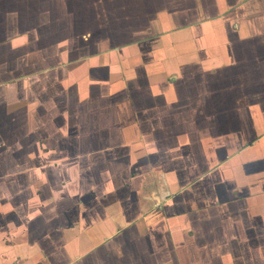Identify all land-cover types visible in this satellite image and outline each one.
<instances>
[{"label":"crops","instance_id":"crops-1","mask_svg":"<svg viewBox=\"0 0 264 264\" xmlns=\"http://www.w3.org/2000/svg\"><path fill=\"white\" fill-rule=\"evenodd\" d=\"M0 264H264V0H0Z\"/></svg>","mask_w":264,"mask_h":264},{"label":"rangeland","instance_id":"rangeland-1","mask_svg":"<svg viewBox=\"0 0 264 264\" xmlns=\"http://www.w3.org/2000/svg\"><path fill=\"white\" fill-rule=\"evenodd\" d=\"M240 262V261H239ZM241 263V262H240Z\"/></svg>","mask_w":264,"mask_h":264}]
</instances>
